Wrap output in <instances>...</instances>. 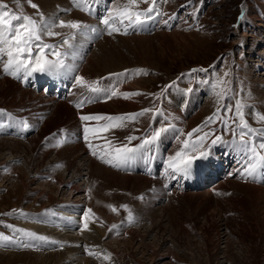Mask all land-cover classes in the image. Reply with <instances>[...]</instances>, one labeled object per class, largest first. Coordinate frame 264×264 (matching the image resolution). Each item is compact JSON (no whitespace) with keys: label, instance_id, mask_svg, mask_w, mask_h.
Returning a JSON list of instances; mask_svg holds the SVG:
<instances>
[{"label":"rangeland","instance_id":"obj_1","mask_svg":"<svg viewBox=\"0 0 264 264\" xmlns=\"http://www.w3.org/2000/svg\"><path fill=\"white\" fill-rule=\"evenodd\" d=\"M39 1L32 0L46 17L75 19L101 28L99 19L107 10L125 2L92 0L93 11L88 14L73 7L71 0H53L55 2L45 5ZM3 2L19 11L15 0ZM21 4L25 14H35L36 10L28 6L27 0H21ZM157 5L164 15L141 29H129L127 35L122 34L123 28L112 35L106 31L101 35H78L73 41V55L66 60L78 69L75 72L56 76L35 73L25 82L0 71V83L9 78L27 90L23 95L18 91L13 101L10 92L5 94L0 89V110H3L0 112V233L17 241L0 246V264H264V171L258 181L240 178L237 169L242 167L243 161L232 148L217 145L207 159L194 163L189 176L170 179L164 176V162L180 147L176 132L175 136L171 132L164 134L151 151L123 168L112 167L93 156L83 138L84 126H97L98 122H82L81 115H119L155 106H160L164 113L155 121L148 114L127 128L102 133L101 138H92L90 134L91 143L101 146L94 150L102 154L106 139L113 144L125 143V137L141 136L149 130V125L152 128L166 126L165 117L167 122L178 124L177 129L183 128L187 133L202 124L219 106L212 91L217 77L231 81L237 93L243 88L246 102L252 106L251 111L246 110V118L252 127H264L254 115L256 112L264 114V0H203V3L202 0H160ZM147 7L148 4L140 5L141 9ZM170 16L175 19L165 25L163 21ZM120 36L132 39L120 41ZM106 38L120 45L115 53L110 52L111 63L129 64L130 60L132 65L102 74L90 68V60L102 51L100 43ZM46 40L58 43L60 38ZM192 68L207 71L192 77L181 75ZM126 69L130 70L127 78L122 77L120 81L109 78L110 73ZM138 69L146 70L147 75L135 74ZM226 72L228 76L224 77ZM76 75L89 81L100 80L101 87H116L120 92L142 95L109 100L100 96L77 109L75 105L79 100L93 94L75 86ZM49 78L61 82V88L58 89V83L47 88L45 83ZM173 81L176 84L159 101L149 95L159 94ZM235 98L239 97H230L227 102ZM118 99L131 101L136 107L104 110ZM65 102L74 112L65 113L60 117L65 119L43 132L57 104ZM22 121L28 122L27 130L23 129ZM62 129L64 133L60 132ZM218 130L222 131V126ZM61 138H66V142L55 146ZM224 138L231 139L227 135ZM79 149L84 156L78 155ZM90 158L132 180L136 176L146 177V183H127L103 173L99 175V172L91 174L87 182L73 181L81 169L86 170ZM144 166L155 170L147 172ZM72 188L80 191L74 192ZM109 205L115 206L117 211L113 212ZM121 205L128 206L135 222L127 221L128 210ZM206 206L208 212L204 210ZM88 209L95 217L89 220L90 230L81 232L83 215ZM12 210L16 213L5 215ZM20 213L28 215V223L46 228L53 223L57 229L61 224L62 228L54 229L56 236L45 234L33 225L25 226ZM114 224L119 227L109 231ZM179 224L189 231V236L177 233ZM8 225L22 231H13ZM152 226L157 228L152 229ZM204 228L212 230L208 242ZM23 232H35L60 244H44L25 237ZM23 244L32 246L23 247ZM85 245L100 255L87 254ZM107 253L112 254L110 260L103 258Z\"/></svg>","mask_w":264,"mask_h":264},{"label":"snow or ice","instance_id":"obj_2","mask_svg":"<svg viewBox=\"0 0 264 264\" xmlns=\"http://www.w3.org/2000/svg\"><path fill=\"white\" fill-rule=\"evenodd\" d=\"M15 3L19 11L13 10L7 3L0 0V71L5 75L22 79L25 82L35 73L56 76L77 71L78 69L67 64L66 60L70 55H73L72 50L75 48L73 41L78 35L84 36L89 33L101 35L105 31L108 35H112L113 33H120L122 28V34L127 35L129 29H141L150 21L164 15L157 7L158 0H150V2L149 0H125L124 3H117L115 7L108 9L106 15L99 19V25L103 26L101 28L100 26L85 24L80 20H61L58 17H46L40 11L39 5L33 3L32 0H27V4L36 12L34 15L25 14L21 0H15ZM71 3L73 7L92 14V0H71ZM141 4H148V7L141 9ZM63 11L70 12L71 9H64ZM171 19H175V16H170L163 23L168 25ZM56 29L67 31L61 32ZM57 37L60 38L58 43H49L46 40V38ZM206 71L207 69L204 68H192L188 73H182L181 75L192 77L193 74ZM129 74L130 70L126 69L124 72L110 73L109 78L115 77L117 81H120V78H127ZM135 74L147 75V71L138 69ZM227 76L228 73H224V77ZM74 83L76 87L93 94L79 100L75 105L77 109H81L86 102H93L100 96H103L105 100H109L118 96L129 99L136 95H142L140 92H120L116 87H101L100 80L89 81L80 75L74 77ZM175 84L176 81H173L171 84L166 85L159 94L149 95L155 96L156 100L159 101L165 92ZM188 91L191 92L192 89H188ZM212 91L217 97L219 106L212 115L206 117L202 124L187 133L184 132L183 128L177 129L175 124L167 122V117H165L166 126L152 128L149 125V130H146L143 135L130 134L125 137V143L113 144L112 140L105 138L106 144L102 148V154H98L94 150L101 146L91 143L90 134L92 138H101L102 133H113L117 129L127 128L130 124L138 122L141 117L148 114H151V119L155 121L157 116H164L162 108L155 106L153 108H143L139 112L119 115H81L80 120L82 122H98L97 126L89 127L87 124L84 126L83 138L93 156H97L103 163L112 167L123 168L138 156L143 157L146 152L151 151L162 136L171 130L177 133L176 139L180 147L164 162L166 165L164 169L165 178L176 179L177 176H189L197 160L207 159L211 149L215 146L226 145L241 155L243 163L242 167L237 169L239 177L245 180L248 178L255 179L258 174L264 171V127H252L246 118V110L251 111L252 106L246 102L243 88L237 93L232 88L231 81L225 80L223 77H217L212 85ZM234 96L239 98H235L231 103L227 102L230 97ZM2 111L0 110V112ZM254 115L259 123L264 124V114L256 112ZM101 121H103L102 124L99 123ZM21 123L23 129L27 130L29 128L27 121ZM214 124L217 125L216 128L212 127ZM220 126H222V131L218 130ZM60 132L64 133V130L62 129ZM56 135L53 134L54 137ZM226 135L230 136L231 139L225 140ZM182 136L185 138L180 140ZM133 141H139V143L133 144ZM65 142L66 138H61L57 140L55 146H60ZM56 167H62V165ZM109 207L113 212L117 211L115 206L109 205ZM120 207L128 210L127 205H121ZM14 213H16V210H12V213H5V215ZM20 214L24 215L23 213ZM52 214L55 215V213ZM92 217H95V214L91 209H88L83 215L81 232L90 230L89 220ZM127 221L129 223L135 222L131 210H128ZM7 227L12 228L13 231H22L11 225ZM118 227L114 224L109 231ZM23 235L44 244H60L56 240H50L48 237L37 235L35 232H23ZM13 243H17V241L12 236L0 233V246ZM22 246L31 247L32 245L23 244ZM84 248L89 255H100L91 251L88 245H85ZM111 255V253H107L103 258L110 260Z\"/></svg>","mask_w":264,"mask_h":264},{"label":"bare ground","instance_id":"obj_3","mask_svg":"<svg viewBox=\"0 0 264 264\" xmlns=\"http://www.w3.org/2000/svg\"><path fill=\"white\" fill-rule=\"evenodd\" d=\"M42 2L44 5L45 4H48V3H52V2H55L53 0H40L39 3ZM41 3V4H42ZM42 4V5H43ZM163 34V33H162ZM158 35V34H157ZM156 36V35H155ZM147 38L149 36H133V38ZM110 39V38H109ZM108 38H106L103 42L100 43V47H103L102 51L99 52V54H96L94 55V57L90 60V63H89V66L90 68H92V70H95L97 72H99L100 74L102 73H105V72H108V71H112V70H116V69H121L123 67H126V66H129V65H132L129 60V64H126L125 63H120L117 64V63H111L110 59L111 57L109 56L110 55V52L111 53H115V51L119 50V47L120 45H117L118 43H113L112 41H110ZM127 39H132V38H124L120 36L119 40L120 41H123V40H127ZM131 41V40H130ZM121 44V43H120ZM122 45V44H121ZM119 46V47H118ZM110 58V59H109ZM126 59V58H125ZM6 80L3 81V83L1 82L0 83V89L3 90L5 92V94H7L8 92L11 93L12 95V99L11 100H15V96L17 93L20 92V95H23L27 90L23 89L21 85L15 83L13 80L9 79V78H5ZM4 80V79H3ZM135 85V84H134ZM120 89V88H119ZM19 91V92H18ZM31 93V92H30ZM55 97V96H54ZM133 98H135L133 96ZM180 98V97H179ZM127 101V100H126ZM126 101H122V100H114V102H110L109 105H107V107L104 109V110H109L110 108H113V109H119V110H131L132 108H135L136 105L133 103V102H126ZM15 103V102H14ZM100 105V104H99ZM100 106H103V105H100ZM105 107V106H104ZM74 112V109L72 108V106H70L69 104H67L66 102L65 103H59L57 104V107H56V110L54 112V114L52 115L51 117V120L46 124L43 132H46L48 130H50L51 128H53L54 126H56L58 123H60L64 118H60L61 116H65L67 113L68 114H72ZM177 112V111H176ZM66 113V114H65ZM182 113V112H181ZM69 117V116H68ZM73 117H71L70 119H72ZM74 120V118H73ZM74 122V121H73ZM177 124V122H176ZM178 125V124H177ZM176 126V128H178V126ZM172 132H175V131H172ZM16 144V143H15ZM76 152V151H75ZM73 153V151L71 152ZM79 156H84L85 154H83L80 149H79V152H77ZM74 154V153H73ZM15 158V157H13ZM84 158V157H83ZM87 158V157H86ZM78 159V158H77ZM219 162V161H218ZM50 163V162H49ZM28 164V163H27ZM217 164H220V163H217ZM70 165V164H69ZM82 168V167H81ZM84 169V168H83ZM81 169V172L79 173L78 172V176L75 178V180L73 181H81V182H87L89 181V178H90V175L93 174L94 172H99L101 175V173L105 174V176H108L109 178H115V179H122L124 180V182H127V183H131V182H134V181H142V182H145L146 183V177H142V176H136L133 180L130 179L128 176H122L116 172H114L113 170L107 168V167H104L102 166L101 164H98L95 160L93 159H89L88 160V166L87 168H85L86 170H83ZM73 170V169H72ZM213 172V171H212ZM134 173V172H133ZM71 176V175H70ZM104 176V175H103ZM202 177V176H201ZM74 179V177H70V179ZM118 179V180H119ZM102 180V179H101ZM246 185V184H245ZM74 187V186H73ZM246 187L249 188L248 185H246ZM256 188V187H255ZM74 192H79L80 190L79 189H75V188H72ZM211 189V188H210ZM206 190V188H205ZM200 195V194H199ZM197 196V195H196ZM211 200V199H210ZM212 204V203H211ZM196 206V205H195ZM204 210L206 212L209 211V207H204ZM205 212V213H206ZM212 214V213H211ZM57 215V214H56ZM209 215V214H208ZM213 215V214H212ZM214 216V215H213ZM22 219L24 220L25 222V226L27 225H33V227L37 228L39 231L41 230L43 233L45 234H49L51 236L57 234L54 229L57 227H54L55 225L52 223V226H49L50 228H46L45 226H40L34 222H31V223H28V215L24 214L21 216ZM210 217V215L208 216ZM50 220V219H48ZM50 221H53L54 222V219L53 220H50ZM59 221V220H58ZM61 221H63L65 224V220L62 219ZM69 222V221H68ZM62 223V222H61ZM60 224V223H59ZM74 224V223H73ZM45 225V223H44ZM54 225V226H53ZM75 226V225H74ZM150 226V225H149ZM157 226V225H156ZM156 226H152L151 228L153 229L154 227ZM179 228H178V232L181 233H184V234H188L187 236H189V231H187L186 229H184L180 224L178 225ZM59 227H61V224L58 226V231H60ZM62 228V227H61ZM157 228V227H156ZM203 228V227H202ZM201 228V229H202ZM217 229V230H216ZM215 231L218 233L219 232V229L218 227H216ZM147 232H148V229H146ZM152 231V230H151ZM150 231V232H151ZM91 232V231H90ZM203 232L204 234L207 236V240L206 242H208V240L210 239L211 240V236H212V230L210 229H206L204 228L203 229ZM91 234V233H90ZM97 234V233H96ZM179 234V235H180ZM59 235V234H58ZM92 235V234H91ZM178 235V234H177ZM56 236V235H55ZM74 236V235H73ZM94 236V235H93ZM98 236V235H97ZM92 239V237H90ZM178 240V239H177ZM97 243V242H96ZM73 248V247H72ZM53 255V254H52ZM59 262V261H58Z\"/></svg>","mask_w":264,"mask_h":264}]
</instances>
